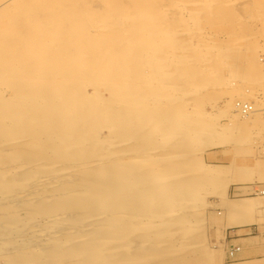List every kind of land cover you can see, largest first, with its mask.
<instances>
[{
  "label": "rangeland",
  "instance_id": "1",
  "mask_svg": "<svg viewBox=\"0 0 264 264\" xmlns=\"http://www.w3.org/2000/svg\"><path fill=\"white\" fill-rule=\"evenodd\" d=\"M112 1L113 3L108 4H123L127 11L137 4V0ZM143 1L145 7L151 6L149 2H152L159 10H164L162 23L168 29L165 33H160L162 42H159L158 46L161 48L156 54L159 57L165 56L164 62L159 61L153 68L159 75L153 76L157 78L156 89L163 86L158 92L149 95V100H153L151 116L149 115L148 120L144 119L142 128L130 124L123 128L114 124V119L107 121L103 117L102 120L96 115L94 120L85 124L83 133L72 134V137L77 139L67 141L72 144L70 148L60 149L51 142L47 150H38L39 148L32 147L33 142L44 144L55 140V134L52 133L56 132V129H51L46 121L39 123L38 128L36 125L35 129H32L34 124L26 122L23 130L19 131L20 141L18 138L15 140L12 136H6L9 135L8 132L14 131L9 130L12 127L9 121L3 122L4 109L0 106V168L5 169H0V222L3 227V222L12 218L11 216L18 215L17 219H24L27 215H33L36 218L32 221L33 224L26 221H22V224L21 221L15 222L18 226L12 229L15 233L18 232L17 228L22 230L25 229L24 226H29L23 229L22 233L19 230L21 235L18 233L15 236L11 232L5 235L7 230L2 232L0 227V264H7L13 258L26 261V256L42 254V248L48 250L47 244L51 243V240L56 241L64 234L73 236L76 227L87 231L88 226L92 229L89 227L88 231L103 230V240L109 241L103 246V264L235 263L234 256L240 251V247L236 246L239 250L229 256L232 245L237 243L225 239V230L221 229L219 220L225 217L227 226L238 217H244L245 213L235 210L233 205L245 196L230 198V187L238 183L252 182L254 177L258 181L264 177V0ZM28 2L16 4L14 13L23 14L19 20H25V25H34L37 22L35 20L40 21L36 18L41 17L42 20V17L46 16L47 12L42 11L41 7H49L50 4L48 0ZM106 3L103 0H88L78 3L77 9L87 10L89 6L88 9L92 8L95 14H103L107 9ZM42 4L46 5L41 6ZM31 5H35L36 9H31ZM206 5L207 9L204 8ZM31 20L32 22H29ZM100 25V30L93 29L92 35L103 34ZM1 27H6L5 37L13 39L14 50L21 51V46L24 45L21 40L25 34L22 33L21 39L15 40L18 32L13 26L8 28L1 20ZM94 27L96 28V25ZM0 45L2 65L9 55V51L6 54L9 49L3 40H0ZM19 69L24 70L21 67ZM147 70L150 69H144L145 72ZM7 76L6 84L3 77H0V90L6 98L11 96L10 89H19L18 84L22 79V75ZM11 79L13 84H10V88L4 87L9 85ZM90 85H82L88 94L92 91ZM18 100L20 102L21 99ZM236 103L247 106L246 113L242 115L244 117L235 112L238 107ZM106 121L108 126L104 125ZM5 123L8 125L7 131L3 130ZM16 123L18 124L19 120H16ZM171 127L173 129H170ZM37 129H43L44 133ZM67 131L58 128L57 133L70 135L71 132ZM1 135L6 137L2 138ZM105 135L108 136L106 142L103 141ZM33 137L39 139L35 140ZM118 144L120 146H117ZM103 159L111 164L109 167L115 166V170H110L109 177L111 180L117 178L118 183L113 182L115 184L111 186L110 181H107L109 189L112 187L110 192L107 189L110 197L107 196L106 200L101 202L107 205L102 208L99 199L92 197L89 204L73 205L68 212L57 211L60 205L63 207L68 203V199L74 201L72 199L75 196L80 199L78 192L90 187L84 182L85 176L94 178L103 174ZM64 163H70L75 168L79 166L76 165L78 163H90L93 167L85 171H71V175L65 174L60 179L58 176L61 174H54L55 177L50 175L54 171L51 167ZM22 166H25L27 171H22ZM122 166H126L125 169ZM106 167L108 169V166ZM136 176L140 178L138 181ZM7 191L11 193L10 196L14 194L11 196H14L13 198L10 197L11 201L9 195L5 194ZM32 196L34 198L31 199ZM4 199L7 202L9 200V203ZM251 202L253 205L252 199ZM253 207L252 213L258 210L256 208L259 206L254 203ZM53 208H56V211ZM259 210V219L251 222L258 225L249 226L250 228L263 225L260 223L263 222L264 208ZM85 212L89 214H85V218H91V214L98 216V219L95 218L97 221L93 219L96 224L92 223L93 220L82 219L83 217L82 222L79 221L81 225L77 222L75 227L74 223H68L76 221L74 219H78V216L80 218ZM68 216L73 217L71 221ZM123 227L127 235H118ZM71 233L73 234L70 235ZM260 238L264 240L263 237ZM73 240L76 242L75 238ZM73 244L75 245L69 241V246H63V251ZM43 257L39 259L45 261L46 257ZM64 257L53 264L83 263V259L79 257Z\"/></svg>",
  "mask_w": 264,
  "mask_h": 264
},
{
  "label": "bare ground",
  "instance_id": "2",
  "mask_svg": "<svg viewBox=\"0 0 264 264\" xmlns=\"http://www.w3.org/2000/svg\"><path fill=\"white\" fill-rule=\"evenodd\" d=\"M28 1L30 0L0 1V21L1 20L4 21L5 25L6 24L8 25V28L9 27L11 28V26H13L14 29L18 32V33L15 32L16 33V37L14 35L15 40L21 39L22 33L25 34V36H23L21 40V42H23L24 45L22 43L23 46H21L22 48L20 47L21 51L18 52L14 50L13 39H11L10 37L9 38L5 37L7 36V32L5 31L6 27H4V29L2 27L0 28V40H3L4 45H6L7 49H9L6 51V54H8V51H9V55H7V57L5 58L4 64L0 65V77H3L2 79L4 81V84H6L5 82H8L6 78L7 75H11V76L22 75L21 77L22 79L21 81L19 80L20 82L18 84L19 89L15 91L10 89L11 91L10 97L8 98L3 97L2 92L0 90V106H2V108L4 109V112L2 114V117H3L2 120L3 122L9 121L10 125L12 126V127L10 126L11 129L9 130L14 131V132H11V131L8 132L9 135L6 134V136H12V138H15L16 140V138L19 137V134H20L19 131L23 130L25 126L24 123L28 122V123L34 124L32 129L33 128L35 129L36 125L38 128L39 123H44L46 121L48 122L51 129H56V132L52 133V134H55L56 139L53 141H48L47 143L45 142L44 144L34 141L33 142L34 144L32 145L30 143V145H32V147L35 146L36 148H39L38 150H47L48 144L53 142L56 145V147L58 146V148L60 149H63V148L68 149L71 147L72 144L68 143L67 141H73L77 139L76 137H72V134L76 132H77L76 134L83 133L84 132L83 128L85 124L89 123L91 120H94L96 115H98L102 120H103V117L104 119L106 118L107 121H111L112 119H114L115 121L113 123L114 124L116 123L120 127H123V128L129 124L130 126H135V127L137 126V127L142 128V126L145 124L144 119L148 120L149 115L151 116L150 110L152 106L151 104H153L152 103L153 100H149L150 98L149 95L155 91L158 92L161 86H163L161 85L158 90L156 89L157 88L156 86L157 78H154L153 76L157 75L158 73H156L153 68L158 65L159 61L164 62V59H165V56L163 55H160L161 57L156 55L157 51L161 48V46L160 47L158 46L159 42H162L160 33L162 32L165 33L166 29H168V27H165V24L162 23L163 18H164L163 15L165 14L164 10L163 9L159 10L157 6H155L152 2H149L152 4L151 6L145 7L143 6L144 4L143 0H137L136 2L137 4L134 5L133 8L131 7L132 8L131 10L127 11L125 6H123V4L122 6L118 4H108V3H113V1L103 0L107 2L106 3L107 9L103 11V14H99V12H97L98 14L97 13L95 14L92 8H91L92 10L88 9L89 6L87 7V10H84L86 8L82 10L77 9V7H79L78 3L81 4L88 0L86 1L85 0H48V3L50 4L48 5L49 7H41L42 9L40 8L42 11L47 12L45 13L46 15L45 18L42 17V20H41V17L36 18V19H40V21L35 20L37 22H35L34 25H30V24L25 25L24 24L25 20L23 22L19 20V18H21V15L23 14H20L17 12L14 13V8H15L14 6L18 3H25ZM31 1L34 2L35 0H31ZM40 1H43V0H40ZM116 1H120V0H116ZM45 5L42 4L41 6H45ZM34 6H32L31 9H36V6L35 7ZM204 8L207 9L208 5H206ZM15 11H16V8H15ZM35 12L38 13V11L36 10ZM37 13H34V14L36 15ZM29 16L30 15H28V17ZM1 18H4V19H1ZM10 20H11V23H10ZM29 22H32V20ZM29 22L27 21V23ZM94 25H96V28L94 27ZM99 25L103 31V34L99 36H97V34L92 35L93 29L100 30L98 27ZM97 33L100 34V31H98ZM10 35L8 34V36ZM17 43L19 44V41ZM6 46H4V48ZM20 67L23 68L24 70L19 69ZM146 68L150 70L149 71L147 70V72H145L144 69ZM160 69L162 71V68ZM2 70L3 72H1ZM158 76L159 75L155 77H158ZM85 83L91 84L90 86L92 87L91 89L92 91L90 92V94L87 93L85 88L83 89L82 85H84ZM10 84H13L12 79L9 85H4V87L6 86L9 87ZM0 88L2 87L0 86ZM11 88L14 89V87H11ZM18 99H21L20 102ZM236 104H235L236 107L237 106L238 107H237V110H235V112H237L241 116L244 115L246 113L245 108H247V106L242 105V104L240 105L239 103H236ZM16 120H19L18 124L16 123ZM107 121H106V124H104L105 126L109 125ZM7 126L8 125H6L5 129L3 128V130L7 131L6 130L8 129ZM16 126H18V128ZM58 128H60L61 130L67 129L71 133L70 135L64 134V133L62 135L58 134L57 133ZM170 129H173V127H171ZM38 131L40 133H44L43 129H40ZM4 135L3 136L1 135V137L2 138L6 137ZM106 135L105 137L107 138L104 137L103 138L104 140L102 139L103 141L108 140V136ZM38 136L40 137V135ZM36 137H33V138L35 139ZM39 137L37 139H39ZM41 137H42V134H41ZM19 139H21V136L20 138H18V140ZM48 139L51 140V136L48 135ZM117 146H120V145L118 144ZM57 153L58 151H56V154ZM102 161H103V163L101 164L103 166L102 171L105 170L103 174L99 176L96 175V177L94 178L93 176H90V175L88 177L85 176V178L83 177L85 179L84 182L85 183L87 182L88 186L90 185V187H88L86 190H81L82 192L80 191L78 192L80 199L75 196V198L72 199L74 201H70V199H68L69 204L66 202L67 204L65 203V206L63 207L59 204L60 206L59 207L57 206L59 210L57 211L63 210L62 212H65V211L68 212L70 208L74 207L77 204H80V205L83 203L89 204V202L92 201V199H90L92 197L93 198L97 197L99 199L101 207L106 204L105 201H104L105 204H101V202H103V200H106L107 196H109L108 193L111 191V188H112L111 187L109 189L107 181H110V184L112 186V184H115L117 182V178H113V180H111L110 179L111 177H109L111 175V171H112L111 169H113L115 166L112 165L113 168L109 167L111 164L109 165V163L105 161V159H103ZM106 162L108 163V165H106ZM76 165H79V166L75 168L70 163L57 164L51 167L53 168L54 171H53V174L51 172L50 175L51 176L53 175L55 177L54 174H61V176H58L59 177L58 179H60V177L62 178V176L65 174H66L65 176H67V174L71 175L70 173L71 171H75L77 169H80V170L82 169L85 171V170H88V168H91L92 166L90 163L88 164L78 163ZM106 166H108V169H106L107 168ZM41 167L42 165L40 166V168ZM125 167L123 168L125 169ZM24 168L25 166H22L21 168L22 171L25 170ZM16 169L15 171L18 170ZM3 170L5 169L4 168L1 169V171ZM23 173H28V172H23ZM136 177L138 181V179L140 178H138V176ZM25 183L26 181L24 182V184ZM2 184L4 185V183ZM22 187H24V185H22ZM22 189L20 191H22ZM107 189H109L108 193H107ZM118 189H119V186H118ZM7 190L11 191L9 190V188ZM8 191L5 194L9 195L8 197L10 200L11 198L14 197V196L11 197L14 194L10 196L11 193L9 194ZM70 192L71 191H65V193H70ZM118 193L119 192L117 191V194ZM58 194L61 195L60 193ZM58 194H56V196ZM18 197H20V195H18ZM32 198L34 197L32 196L31 199ZM9 200L8 202L7 200L5 201L9 203ZM54 200L55 198L53 197L52 201ZM37 202L42 203L39 200ZM55 202L57 203L58 201H55ZM235 202L236 203L233 205L234 209L241 211V212L243 211L242 214L244 213L245 214H244V217L240 216L241 218L236 216L238 217V219L231 221V223H229L227 227L232 226V225H247L253 222V220L254 221L257 220L251 217L252 216L251 213L253 212L252 210L254 209L253 207L254 203L252 205L250 198L248 197L241 198ZM70 204L72 205L70 206ZM259 208L260 206L258 207V209ZM53 209L56 211V208H53ZM85 214L86 212L83 213V215H81L80 218L78 216V219L77 218L74 219L76 221L72 220V222H68V223L71 225H73L72 223H74V226L76 227L77 222L78 223L79 221L82 222V219L92 221L93 219L98 217V216L95 217L94 214H91L92 217L91 218L86 217L87 218L86 219L84 216ZM88 215L89 214L87 213L86 216ZM57 216H59V214ZM11 217L12 218L9 217L10 219L5 220V222L2 221L4 223V226H3L4 228L2 227V223L0 222L1 223L0 227H2L1 231L3 232L7 230L4 232L5 235L8 232H11V233H14L16 236V234H18L20 231H21L20 233L24 232L26 227H29V226L27 225L24 226L25 229L22 228V230L20 228L19 229L17 228L18 232L16 233L14 230L13 232L12 229H15L16 227H18L16 225L20 221H21V224H22V221H26V223L31 222L33 224L32 221L36 219L34 218L33 215L32 216L27 215L25 216L26 218L24 217V219L20 217L17 219L18 215H16L15 217L13 216ZM72 218L73 217L68 216L69 220ZM87 223H85L86 227H87ZM92 223H95L94 220L92 221ZM92 223L90 222L89 225H91ZM95 224L93 225L95 226ZM79 225L81 224L79 223ZM89 227H90V230H92L91 226H88L87 229L84 228L87 231H84L80 227L78 228L76 227L74 230V234L73 233L70 234V235L73 234V236L64 234V236L57 238L56 240L57 242L56 241L52 242L51 240V243L47 244L48 250H45L44 248L41 249L40 253L42 254H36L34 256L30 255L32 257L26 256L27 257L26 261H23L24 259L22 261L18 260L15 257L17 260L14 258L13 260L10 259V261H8L7 264H40V262L41 264H49V263L53 264L54 262H58L59 260H61L64 256L67 257V255L68 257L73 256L76 259L77 257L82 258L83 259L82 264H103V246L105 243L107 242L109 243V241H104L105 239L103 240L104 238L103 230L97 231V232L89 230L90 231L89 232L88 231ZM124 227H126V225H124ZM124 227L121 229L122 231L120 232V234L118 233V235H122V234L127 235V232ZM251 230H252V227L249 233L250 236H258V234H251ZM5 235L3 234V236ZM70 237H73V239L75 238L76 242L73 239L71 240ZM114 239L116 240L117 238H114ZM120 240L122 239L120 238ZM69 241L70 243L71 242L75 243V245L73 244L69 248H66V249L64 248V250L66 251H63V246L65 245L69 246L67 245L69 244ZM77 243H78V246H76ZM28 249L29 248H27V250ZM104 249L106 250L105 247ZM107 249H109V247ZM27 250H24V251L28 252ZM253 251H256V250H251V252ZM108 252H110V250ZM43 254L46 256L43 257L42 256ZM40 257H43V258L46 257L45 258L46 260L45 261L41 260L39 259ZM77 263H81V262H77ZM241 264H244V263H241Z\"/></svg>",
  "mask_w": 264,
  "mask_h": 264
},
{
  "label": "crops",
  "instance_id": "3",
  "mask_svg": "<svg viewBox=\"0 0 264 264\" xmlns=\"http://www.w3.org/2000/svg\"><path fill=\"white\" fill-rule=\"evenodd\" d=\"M262 158L264 159L263 156ZM252 180V182L238 183L233 187H230L228 195L230 198L234 199L242 196L248 197L253 200V203H255L256 206H260V210L257 209L262 211L264 208V177L262 176L260 181L255 177ZM258 210L252 213L251 217L259 219ZM262 219L263 222L260 224H264V216ZM219 225L221 229L225 230V239L228 242H236V245L231 244L233 247H240V251L234 256V264H264V240L258 236L249 235L251 229L249 226L258 225L257 223L232 225L227 227L226 218L224 217L219 220ZM251 250L256 251L251 252Z\"/></svg>",
  "mask_w": 264,
  "mask_h": 264
},
{
  "label": "built area",
  "instance_id": "4",
  "mask_svg": "<svg viewBox=\"0 0 264 264\" xmlns=\"http://www.w3.org/2000/svg\"><path fill=\"white\" fill-rule=\"evenodd\" d=\"M245 108V107H244ZM246 109V108H245ZM251 234H258L264 238V224L261 225L260 227L253 226L251 230ZM239 249L238 247L232 248L229 251V256H232L235 252H237Z\"/></svg>",
  "mask_w": 264,
  "mask_h": 264
}]
</instances>
